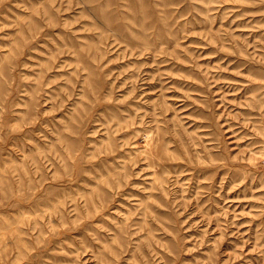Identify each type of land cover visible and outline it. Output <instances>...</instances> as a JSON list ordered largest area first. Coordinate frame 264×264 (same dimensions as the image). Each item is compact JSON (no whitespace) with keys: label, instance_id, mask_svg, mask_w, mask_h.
<instances>
[{"label":"rangeland","instance_id":"obj_1","mask_svg":"<svg viewBox=\"0 0 264 264\" xmlns=\"http://www.w3.org/2000/svg\"><path fill=\"white\" fill-rule=\"evenodd\" d=\"M0 264H264V0H0Z\"/></svg>","mask_w":264,"mask_h":264}]
</instances>
